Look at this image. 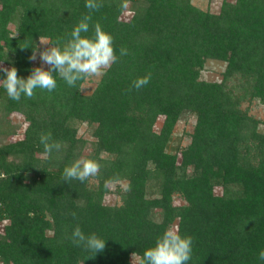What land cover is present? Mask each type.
<instances>
[{
    "label": "trees",
    "instance_id": "obj_1",
    "mask_svg": "<svg viewBox=\"0 0 264 264\" xmlns=\"http://www.w3.org/2000/svg\"><path fill=\"white\" fill-rule=\"evenodd\" d=\"M85 2L0 0V68L26 79L38 40L62 48ZM102 3L81 35L99 24L118 60L90 92L54 72L57 87L30 99L0 87V264H138L169 227L193 239L187 264H264V130L247 110L264 103V0L217 12L191 0ZM209 59L224 63L218 80L201 78ZM190 116L182 143L173 129ZM42 133L62 145L49 159ZM81 158L99 174L63 181ZM77 224L105 240L102 252L73 245Z\"/></svg>",
    "mask_w": 264,
    "mask_h": 264
},
{
    "label": "clouds",
    "instance_id": "obj_2",
    "mask_svg": "<svg viewBox=\"0 0 264 264\" xmlns=\"http://www.w3.org/2000/svg\"><path fill=\"white\" fill-rule=\"evenodd\" d=\"M85 7L89 13L73 27L70 39L61 48L52 46L46 41L43 45H50L39 51V59L48 66V70L35 67L26 78H20L15 67L0 68L4 78L0 79L2 87L7 96L19 102L21 97L33 98L36 89L52 92L57 87L53 72L66 82L70 87H75L77 81L84 78L100 77L105 74L111 65L117 62L113 48V38L104 32L99 24L95 25V35L92 38L82 36L89 30L91 12L98 11L103 7L102 0H86ZM60 40H57V45ZM120 55H127V49L121 47ZM30 60L37 59V48L29 57ZM151 73L138 77L132 82L131 89L140 90L150 83ZM39 143L43 146L42 156L49 159L53 152H59L62 148L60 142L52 139L51 133H42ZM100 165L97 161L87 158L75 160L71 165L63 169V181L77 180L83 183L89 177L99 174ZM130 187V186H129ZM76 218V213H71ZM73 245L83 247L94 255L102 252L105 248V240L98 238L92 233L85 235L79 225L72 230L69 237ZM193 239L188 235H181L178 228L169 227L155 241L154 245L145 249L143 255L138 258V264H187L191 259ZM264 261V250L258 254Z\"/></svg>",
    "mask_w": 264,
    "mask_h": 264
},
{
    "label": "rangeland",
    "instance_id": "obj_3",
    "mask_svg": "<svg viewBox=\"0 0 264 264\" xmlns=\"http://www.w3.org/2000/svg\"><path fill=\"white\" fill-rule=\"evenodd\" d=\"M222 1L232 2L233 0H191V3H193L195 6L201 8V9H208L211 12H217L219 10L220 4ZM41 41H46L45 38H41L38 40L37 43V59L33 61V64H35L37 67H42L44 70L46 69L47 65L44 64L39 59V51H42L45 47H48L50 45H43L40 43ZM224 67V63L220 60L215 59H209L206 60L204 63L202 72H201V78L208 79V80H218L219 79V73L222 71ZM99 77H90L85 78L83 83L81 84V91L83 93H88L92 90V88L95 86L97 80ZM246 104V103H245ZM248 113L252 116L258 118L263 123L260 124V129L264 130V103H261L257 100H253L247 105ZM10 120L12 122H15L17 124L19 117L16 115H12L10 117ZM193 124V118L190 116L187 119H181L179 120L173 129V138H178L182 140V143L186 142V139L183 137L184 132L189 131L191 129V126ZM78 133L83 136L87 135V128L85 129L84 126H81L78 130ZM17 134L13 136L15 138Z\"/></svg>",
    "mask_w": 264,
    "mask_h": 264
}]
</instances>
